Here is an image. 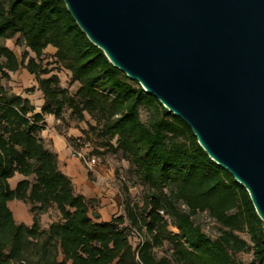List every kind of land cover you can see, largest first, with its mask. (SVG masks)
<instances>
[{
  "label": "trees",
  "instance_id": "obj_1",
  "mask_svg": "<svg viewBox=\"0 0 264 264\" xmlns=\"http://www.w3.org/2000/svg\"><path fill=\"white\" fill-rule=\"evenodd\" d=\"M0 39L25 48L19 54L0 45V80L25 69L43 100L36 111L28 97L0 86V264H264V222L245 187L211 160L184 120L108 61L63 0H0ZM49 47L53 63L78 84L74 94L43 64ZM66 110L95 122L83 137L62 135L70 148L97 139L146 188L140 203L126 189L123 213L110 221L92 217L97 199L75 191L40 137L45 116L61 121ZM12 201L29 205L30 226L15 220ZM52 208L59 220L43 228ZM202 214L217 225L215 236L196 220ZM165 244L170 253L159 258Z\"/></svg>",
  "mask_w": 264,
  "mask_h": 264
},
{
  "label": "water",
  "instance_id": "obj_2",
  "mask_svg": "<svg viewBox=\"0 0 264 264\" xmlns=\"http://www.w3.org/2000/svg\"><path fill=\"white\" fill-rule=\"evenodd\" d=\"M63 2L115 68L191 127L264 222V0Z\"/></svg>",
  "mask_w": 264,
  "mask_h": 264
},
{
  "label": "rangeland",
  "instance_id": "obj_3",
  "mask_svg": "<svg viewBox=\"0 0 264 264\" xmlns=\"http://www.w3.org/2000/svg\"><path fill=\"white\" fill-rule=\"evenodd\" d=\"M0 45L9 47L10 49L17 51L19 54H21L25 50L24 47L16 46L12 40L0 39ZM53 52L54 49H52L51 47L45 50L43 64L48 66V68L51 70L50 75L57 74L59 76L62 87L68 88L69 92L71 94H74L78 87V84L71 82V77L68 71L62 69L57 64L53 63ZM31 56L34 55L31 53ZM0 86L4 87L11 93L20 94L23 96H30V100H32L36 111H39L38 108H40V105H42L43 103L42 94L38 90V85L35 80V77L31 75L27 70L21 69L15 73H11L9 80H0ZM141 116L143 120H146L147 115L145 112L142 111ZM53 120V117H50L48 121L52 125L51 129L56 133L65 136L76 135V137H83V130H87L89 124H95V122L88 115H86L85 120L83 122L77 121L74 116H72L70 110L65 111L63 119L61 121ZM100 144V141L92 137L90 141H87L85 143L84 148L81 151H83L84 153H88L90 156H93L91 154H94V156L98 159V164L96 166L102 167L104 169V177L109 180L107 184L110 185L109 187H111L109 196L112 200L119 201L118 206L121 209L120 213H123L122 200L124 194L126 193V189L128 190V194L131 201L135 203H140L144 195L146 194V188L143 186L137 175L129 169L128 163L122 159L120 154H112L108 152L105 148L100 147ZM70 149L72 151V155L77 158L76 154L73 153L75 150H73L72 148ZM79 162L86 169L90 170V168L85 166L80 160ZM106 173H113L112 181H110V178H107ZM86 175H88V172L86 173ZM21 179L22 177L19 174L15 175L9 180L10 186L12 188H15L17 182ZM92 179L93 178H91L90 180ZM81 193L86 198L91 194V186L88 182H85L81 186ZM104 195H106V193H104L103 196ZM97 201L98 203L100 202L99 199ZM9 206L14 214L15 220L18 223H24L29 226L32 224V215L29 210V205L21 201H12L10 202ZM98 207H95L93 211H96L98 213L99 210H97V208L102 209V206L98 205ZM58 220V212L52 208L48 211V213L42 215L41 224L43 228H47L51 222H55ZM196 220L203 224L204 229L208 234L215 236V234L218 232L217 225L212 220H210L206 214L199 215ZM243 237L245 236L243 235ZM133 242H135V239H133ZM169 253L170 246L168 244H165L162 248L156 250V254L159 258L163 256H168ZM239 257L244 262H247L250 261L251 254L241 253L239 254ZM62 259L63 257L60 256V260Z\"/></svg>",
  "mask_w": 264,
  "mask_h": 264
},
{
  "label": "crops",
  "instance_id": "obj_4",
  "mask_svg": "<svg viewBox=\"0 0 264 264\" xmlns=\"http://www.w3.org/2000/svg\"><path fill=\"white\" fill-rule=\"evenodd\" d=\"M26 97L31 99L30 96ZM39 109L40 108H38V110ZM50 117L53 116H45L47 127L41 133L40 137L44 140L45 144L57 154L61 171L72 179L75 191L77 193L82 194L81 186L85 182L89 183V185L91 186V194L87 197V199H99V205L102 206V209H98L99 207L97 206V210H99L98 214L100 216V221H110L114 215L120 214L121 209L118 206L119 201L116 200V202L109 196L111 187H109L110 185H107L109 180L104 177V169L98 166H94L90 170L86 169L79 162V160L72 155V151L66 143L65 138L51 129L52 125L48 122ZM53 119V121L56 120L54 117ZM88 171L91 172L93 181L90 180L88 175H86ZM106 176L107 178H110V181H112L113 173H106ZM104 193H106V195L103 196Z\"/></svg>",
  "mask_w": 264,
  "mask_h": 264
},
{
  "label": "built area",
  "instance_id": "obj_5",
  "mask_svg": "<svg viewBox=\"0 0 264 264\" xmlns=\"http://www.w3.org/2000/svg\"><path fill=\"white\" fill-rule=\"evenodd\" d=\"M73 153L76 154L77 159L90 169L98 164V159L95 156H90L81 150H75ZM160 213L163 214V212Z\"/></svg>",
  "mask_w": 264,
  "mask_h": 264
}]
</instances>
